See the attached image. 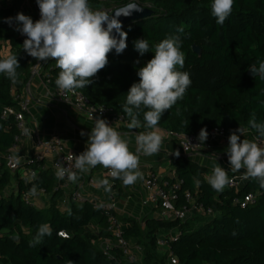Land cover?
Here are the masks:
<instances>
[{
  "label": "trees",
  "instance_id": "1",
  "mask_svg": "<svg viewBox=\"0 0 264 264\" xmlns=\"http://www.w3.org/2000/svg\"><path fill=\"white\" fill-rule=\"evenodd\" d=\"M27 0H0V59L16 55L20 67L18 80L29 78L31 62L23 51V41L5 21L22 11ZM113 10L129 3L154 11L150 17L131 22L122 28L127 33V48L117 54H108L109 63L100 70L93 83L76 89L92 104L106 107L116 115H123L126 94L133 83H138V70L155 55V45L170 36H179L180 50L185 55L183 68L189 73L191 85L183 99L165 111L157 128L174 134L191 135L202 128L221 129L230 135L239 127L252 129L248 121L255 113L257 123H264V80L251 78L249 66L264 61V0H234L233 10L223 25H218L211 15L212 0H108ZM92 9L102 6L100 0H88ZM38 18L37 20H39ZM182 29V31H180ZM144 38L149 50L141 56L134 41ZM201 50V56L193 51ZM139 63H136V61ZM45 82L57 88L55 80L61 71L54 60H48ZM12 83L0 73V155L11 152L19 136L14 117L2 119L3 112L16 105ZM141 108L139 119L143 123ZM140 131H145L143 127ZM150 130V129H149ZM264 138V137H261ZM175 165L180 162L174 161ZM24 169L37 176L26 180L17 173L14 177L0 166V264H167L172 253L178 264H264V188L257 180L249 178L245 187L237 190L226 186L215 191L206 180L210 171L191 160L184 159L177 168V178L165 180L169 187L181 182L177 191L176 208L185 207V193L196 198L206 211L196 213L185 221L144 218L143 220L120 218L114 210H107L91 202L70 200L66 208L59 206L60 190L57 179L43 162L28 158ZM229 178L236 174L228 173ZM17 181V191L8 192L12 179ZM201 183L197 186L194 181ZM35 185L37 190L51 197L45 209L27 204L24 195ZM255 194V205L242 208L239 204L246 195ZM111 219L118 221L121 237L136 243L144 251L142 261L133 254L130 260L124 250L116 245L110 256L100 248V242L109 240L115 244L117 228ZM48 223L52 235L45 236L41 244L30 246L39 225ZM64 230L67 238L57 235ZM175 239L166 246L165 255L159 256V239ZM19 239L18 242L12 240Z\"/></svg>",
  "mask_w": 264,
  "mask_h": 264
},
{
  "label": "clouds",
  "instance_id": "2",
  "mask_svg": "<svg viewBox=\"0 0 264 264\" xmlns=\"http://www.w3.org/2000/svg\"><path fill=\"white\" fill-rule=\"evenodd\" d=\"M36 3L40 10L39 20L33 22L30 16L19 12L14 18H6L4 22L11 26L14 20L18 25L16 30L27 37L22 44L27 55L37 61L52 59L56 62L61 71L55 84L62 91H75L92 84V78L109 63L108 54L112 50L121 54L127 48V33L122 30L119 17L129 16L133 11H142L135 3L117 9L113 12L115 15L93 10L88 0H36ZM233 4L234 0H212L211 15L218 25L224 24L233 10ZM181 44L179 36H170L156 44L154 57L138 70L140 80L133 83L126 94L122 110L130 121L127 128L145 129L135 133V152L129 149L130 139H125L106 119L96 117L95 125L88 134L86 150L69 157L70 160L74 159L75 169L87 172L90 168L101 165L110 170L112 178L122 180L125 186L133 185L142 177L139 171L140 155L153 156L159 153L163 137L159 134L157 125L165 111L183 99L191 85L189 73L177 70V66L183 68L185 63V55L180 50ZM134 47L141 56L150 51L149 42L144 38L134 41ZM19 67L16 55L0 59V73L5 74L12 83L19 82ZM249 70L252 75L264 80V61H260L258 67L250 65ZM142 107L148 109L143 113V123L138 118ZM248 123L260 137H264V123L256 122L255 113ZM22 132L25 135L33 133L28 128H23ZM246 132L247 129L239 127L229 135L226 149L228 164L233 172L245 169L243 178L255 179L264 188V147L255 141L241 139ZM80 135L84 136L85 133L82 131ZM207 138L208 132L206 128H202L197 139L203 144ZM174 155L179 157V151ZM55 176L58 180L67 176L73 183L79 179L76 172L63 165H57ZM194 183L199 186L201 182L195 180ZM207 183L219 192L230 185L232 180L223 167L214 165ZM98 185L103 186L105 191L111 190L108 179L98 181ZM36 193L37 188L33 185L29 194ZM51 235L52 228L48 223L39 225L30 246L41 244L45 236ZM57 235L67 238L64 230L58 231Z\"/></svg>",
  "mask_w": 264,
  "mask_h": 264
},
{
  "label": "crops",
  "instance_id": "3",
  "mask_svg": "<svg viewBox=\"0 0 264 264\" xmlns=\"http://www.w3.org/2000/svg\"><path fill=\"white\" fill-rule=\"evenodd\" d=\"M21 12L30 16L33 22L38 19L32 6L26 2ZM46 72L47 70L43 69L39 76L30 75L28 79L21 77L14 87L17 94L30 96L32 100L26 118L27 128L33 133L32 135H26L16 151V154L26 159L43 155L42 143L46 141H59L64 152L81 154L86 150L88 134L95 125V121L89 120L82 112L58 102L55 93L45 82ZM107 122L120 132L125 139H130L129 149L135 152V133L142 131L139 129L130 130L127 126H120L108 120ZM82 131L85 133L84 136L80 135ZM159 134L163 137L159 153L153 156L140 155L139 171L142 173V177L133 185L125 186L122 180L111 178L104 167L97 165L87 172L79 171L77 173L79 179L75 183L69 180L63 183L57 182L56 189L61 192L59 206L66 208L74 195L80 194L86 201L96 206L111 208L121 219H137L140 221L147 217L162 219V211L149 201L148 192L144 187V183L150 174H157L165 180L173 181L177 178L178 166L182 164L184 159H188L210 171L206 176V180L207 177L212 175L214 165L223 167L227 174H236L238 177H243L245 169L233 172L228 164L226 149L229 141H217L211 153L186 156L179 143L171 139L167 132L159 130ZM243 138L250 140V134L245 133L244 136H241V139ZM176 151H179V157L174 155ZM55 157L56 152L44 157L42 162L45 170L52 172L51 166ZM176 160L180 162L178 165L174 163ZM2 163L5 162L0 159V166ZM19 174L22 179L26 180V183L29 182L25 169H22ZM103 179H108L111 186L110 191H105L103 186L98 185V181ZM247 183L248 179H244L241 183L242 188ZM17 187V181L13 178L8 192L17 191ZM31 196L37 208L45 209L50 204L51 197L42 191L37 190L36 195Z\"/></svg>",
  "mask_w": 264,
  "mask_h": 264
},
{
  "label": "built area",
  "instance_id": "4",
  "mask_svg": "<svg viewBox=\"0 0 264 264\" xmlns=\"http://www.w3.org/2000/svg\"><path fill=\"white\" fill-rule=\"evenodd\" d=\"M27 4L32 6L34 14L40 18V10L36 0H27ZM1 8V4H0ZM17 14L11 16L15 17ZM8 24V23H7ZM9 28L14 30L19 38L26 39L27 37L21 32L17 31L16 28L18 25L13 20L11 26L8 24ZM31 62V76H39L45 66H47V61H37L35 58L28 55ZM39 63V64H37ZM47 84V83H46ZM48 86V84H47ZM50 88V87H49ZM55 93L57 100L60 104L66 107H72L80 112H82L89 120L95 121L96 117H100L106 119L112 123L118 124L120 126H127L129 123L123 115H116L108 110L104 106L94 105L91 101L79 91H62L58 88H50ZM13 101L16 105L10 109H7L3 112L2 119H6L10 116L14 117V121L17 124V129L19 131V136L16 138L15 145L13 146L11 152L0 155V159L5 162L6 167L11 175H15L19 173L22 169H24V165L27 164V159L16 154L18 147L21 141L26 137V135L22 132L23 128H27V118L26 115L29 113V109L32 103L30 96H22L13 92ZM101 110H103L101 112ZM208 132V138L204 143H200L197 137L200 130L194 134L186 135V134H174L171 132H167L168 136L177 141L181 146V149L186 156L211 153L214 150L215 143L217 141H228L229 135L226 134L224 130L221 129H206ZM246 133L250 134V140L257 142L261 147H264V138H261L255 135L252 131H247ZM44 154L37 155L33 157L36 162H42L45 156L53 154L56 152V157L52 163L51 169L55 176V172L57 170V165H63L65 167H70L72 171L78 173L79 170L74 167V159L70 160L69 157L77 156L79 154L74 153H66L62 149V144L59 141H46L42 143ZM109 175V169H106ZM33 173L35 176L33 177ZM26 175L29 181H33L37 173L36 172H27ZM110 176V175H109ZM56 177V176H55ZM111 177V176H110ZM112 178V177H111ZM57 179V178H56ZM232 183L229 186L233 189H241L244 178L243 177H232L230 178ZM67 176L63 180H58V183H63L67 181ZM144 187L149 195V201L158 206V208L162 211V216L164 220H182L185 221L187 218L192 217L196 213L204 212L207 216H213L212 211H206L204 206L201 204H197L196 198L190 194L185 193L184 198L186 202V206L183 208H176L177 203V191L181 188V182L177 181L175 185L169 187V183L164 181L162 177L157 174H150L145 183ZM44 193V192H43ZM24 200L27 204H34L33 197L27 193L24 195ZM72 200L83 203L86 200L80 195L76 194L72 198ZM257 202V196L255 194H248L245 198L239 202L242 208H247L248 206L255 205ZM107 210H112L109 207H104ZM112 228H117L115 236L117 238L115 244L109 240H103L100 242V248L105 253V255L110 256V252L113 248V245L118 246L122 250H124L125 255L133 260V252L131 250V245L129 242H126L121 237V227L118 221L111 219ZM176 237V234H172L169 238L163 236L159 239V246L166 248L169 242H172ZM170 264H178L177 260L174 258V255L171 253L169 256Z\"/></svg>",
  "mask_w": 264,
  "mask_h": 264
},
{
  "label": "water",
  "instance_id": "5",
  "mask_svg": "<svg viewBox=\"0 0 264 264\" xmlns=\"http://www.w3.org/2000/svg\"><path fill=\"white\" fill-rule=\"evenodd\" d=\"M135 4L139 5L138 3H135ZM139 6L142 8V11H133L131 13V15H129V16L121 15L119 17V20L121 21L123 27L126 26L127 24L131 23V22L138 21V20H141V19L150 17V16H152L154 14V11H152L151 9L146 8V7H143L141 5H139ZM116 10H113L109 14L115 15V13H113V12L116 11ZM193 51L196 54H198L199 56H201V54H202L201 53V50L198 47H196V46H194ZM248 75L251 78H257V77H259V76H256L255 77L254 75H252L251 74V71H249ZM12 240L15 241V242H18L19 241V239L17 237H13Z\"/></svg>",
  "mask_w": 264,
  "mask_h": 264
},
{
  "label": "rangeland",
  "instance_id": "6",
  "mask_svg": "<svg viewBox=\"0 0 264 264\" xmlns=\"http://www.w3.org/2000/svg\"><path fill=\"white\" fill-rule=\"evenodd\" d=\"M100 1L103 3L102 6L98 9H93V10H102V11L107 12L108 14L113 11L114 6H112L110 4V2H108V0H100ZM131 250H132L133 254L135 255L136 259L138 261H142V259L144 257L143 249L140 246L136 245V243H132L131 244ZM165 251H166L165 248L159 249V251H158L159 256L163 257L165 255ZM166 262H167V264H169L168 260Z\"/></svg>",
  "mask_w": 264,
  "mask_h": 264
}]
</instances>
